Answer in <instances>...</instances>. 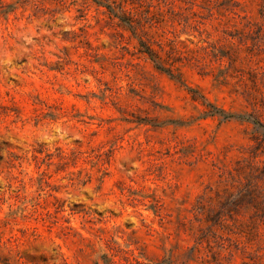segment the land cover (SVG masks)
<instances>
[{
	"label": "rangeland",
	"instance_id": "374dc122",
	"mask_svg": "<svg viewBox=\"0 0 264 264\" xmlns=\"http://www.w3.org/2000/svg\"><path fill=\"white\" fill-rule=\"evenodd\" d=\"M0 264H264V0H2Z\"/></svg>",
	"mask_w": 264,
	"mask_h": 264
},
{
	"label": "trees",
	"instance_id": "16d2710c",
	"mask_svg": "<svg viewBox=\"0 0 264 264\" xmlns=\"http://www.w3.org/2000/svg\"><path fill=\"white\" fill-rule=\"evenodd\" d=\"M3 7V5H2V0H0V8H2Z\"/></svg>",
	"mask_w": 264,
	"mask_h": 264
}]
</instances>
